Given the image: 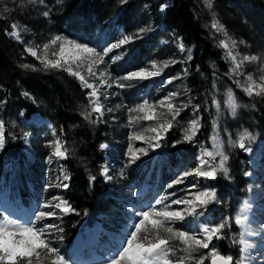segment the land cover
<instances>
[{
    "label": "rangeland",
    "instance_id": "374dc122",
    "mask_svg": "<svg viewBox=\"0 0 264 264\" xmlns=\"http://www.w3.org/2000/svg\"><path fill=\"white\" fill-rule=\"evenodd\" d=\"M63 1L66 2L67 0H62V2L60 0H42V2L37 0L35 4L30 3V0H0L1 6L10 2L18 12L13 17L7 37L22 46L23 52L33 62L37 63L43 72H46L43 65L29 55L25 49L29 46L37 47L38 54L42 55L39 49H42V46L49 43L56 35L87 44L103 54L111 45L118 43L123 36L134 35L141 28H149L150 30L142 33V38L136 39L134 43L123 45L121 48L113 49L112 52L108 53L104 58V63L94 68L96 76L88 77L86 67L79 69L90 82L98 86L100 84L98 77L103 73H108L109 83L112 84L111 88L99 87L104 115L99 122L91 124L93 127L101 124L105 130L103 134L105 140L102 144H108V148L99 147L102 152L99 177L113 192V201L108 212L100 213L96 221L84 226L83 232L74 239L69 247H66L63 240L60 239L59 232L53 231L52 235L49 236V239L53 241V246L59 248L61 254L65 255V258L69 259L72 264H107V261L120 246L122 239L131 230L134 220L139 219L135 215L136 212L148 210L149 207L163 209L173 200L189 196L190 192L195 193L202 190L216 192L214 187L216 180L229 181L228 176L224 177L223 174L218 173L215 180L190 176L185 178L184 183L174 184L173 182L184 171L194 169L198 165V158L202 149L215 151L212 137L218 134V139L223 145V151L229 157L226 164L228 169L229 163L232 164L231 159L241 165L243 163L242 157L248 161V169L242 174L248 181L246 184L247 192L241 197V202L234 207L223 204L222 211L217 210V217H214L212 211L216 209V205L221 203L216 194L218 202L210 204L208 212L200 217L199 221H194L192 217H188L183 222H177L174 227L196 230L197 224L205 220L209 224H218L225 218H230L232 227L225 229L227 231L228 249L221 251L218 246V243L224 242L226 237L221 240L214 239L213 244L216 245L221 254L232 255L234 259H238L241 255L239 251L241 246L233 243V241L239 239L240 229L239 226L235 225L234 218L240 213L244 202L247 201L246 215L248 216L247 224L250 234L246 235V239L253 245L245 254L248 257L247 264H264V136L253 130L249 131L255 136L253 141L245 142L250 151L235 147L233 142L237 141L246 129L242 122L241 126L234 125L236 120L224 103L229 89L233 92L234 90L243 92L240 85L244 84L247 75H252L257 82H259V77L264 75V71H261L264 69V28L262 26L258 30L246 18L244 11H248L247 8L251 0H208L212 4L211 8L207 6L205 0V6L208 8L205 20L210 24L217 46L223 53V61L229 68V78L225 84H213L215 87L212 85L208 90V96L202 95L203 99L193 96L184 84L183 77L188 73L185 60L188 50L191 51V48L184 45L185 51L181 52L178 46L182 41L181 38L161 23L160 18L163 17L165 10L161 11L160 7L165 3L168 4L167 1L163 0L162 3L161 0L151 1L152 5H158L157 15H155L151 12L148 0H128L126 4H121L120 0H117L110 17L101 22L100 25L90 23L87 28L82 30L83 23L79 22L78 19H73L70 22L72 28L64 27V30L59 32L54 25H58L54 17L62 12V10L59 11V8ZM261 2L263 3L264 0H252V3L256 5ZM46 11L49 12L48 16L44 15ZM123 11L126 12L123 14L125 16L119 15ZM214 21H218L223 26L227 36L224 32H218L212 28ZM12 24H16L20 29L23 42L8 34L12 31ZM221 40H228L229 43L233 40L237 42V47L233 49V53H239L238 59L245 55H256L261 57V60L251 63L245 62L241 69L244 75L234 76L231 74L233 64L227 57V50L220 46ZM58 47L56 45L49 49V58H56L52 56V52L56 51ZM118 53H124L123 58L114 60L113 57ZM167 61H176V63L169 64L167 68H164L163 65ZM153 62L162 69L159 76L142 81L121 79L124 75L136 70L154 71L151 68ZM185 69L187 70L186 73ZM74 78L82 90L86 92L87 105L83 108L85 111H90L87 93L91 90L82 87L81 82L76 77ZM169 80L171 83L168 82ZM237 80L240 84L236 83ZM118 83L127 86L116 87ZM171 93L179 94L174 98L173 103L177 106L187 103L188 107L176 117L173 127L164 133L160 140V147L154 150L149 149L147 156L140 154V159L135 164H130L129 147L133 149L148 148V144L143 140L132 137L139 134H143L145 137L154 136V133L147 130L155 127L158 121L171 119L167 115L166 108L157 107L158 120L153 121L143 119L145 113L131 110L138 108L145 102L158 105ZM243 94L249 97L244 92ZM213 98L221 103L219 114L212 103ZM0 99H3L1 95ZM197 104L200 106L198 113L193 108V105ZM25 105L28 109H31L29 108L31 106H36L32 101L26 102ZM240 110H242V106L238 111ZM244 110L248 111L246 107ZM2 114V103H0V120ZM96 115L94 113L92 118L95 119ZM202 116H205L208 124L211 125L208 132H205L207 127L205 130L202 127ZM136 117L139 119H135ZM197 118L200 120V128L194 141L192 143H177L183 138L184 129L189 122ZM214 121L218 125L216 129L213 128ZM7 125L10 127L9 130L21 139L25 155V176L22 181H25L27 192L22 194L20 184L8 188L7 185L15 180L18 173L15 166L3 159L2 150H0V186L6 184L4 188L0 189V215L9 216L26 223L39 210H55L44 209L45 203L57 202L55 197L65 199L63 195L68 188L64 189L58 186L62 182V176L67 172L63 164L64 159L53 155L54 143L61 138L54 131L51 122L43 117L38 109H35L28 118L20 111L16 115L15 111L10 112ZM38 141L41 144L39 156L36 155V149H34V144L37 145ZM64 148L67 149L69 156L75 152L66 144H64ZM254 153H257L258 159L256 161L251 156ZM173 158L176 159L175 162L172 161ZM205 159L208 158L205 157ZM218 162L219 157L216 160V163ZM97 167L98 165H96ZM105 167L108 169L110 179L103 174L102 170ZM2 172H5L6 178H2ZM63 183L68 184L69 181H63ZM192 185H196V187H192ZM160 197H168V199L165 200L164 204L157 205L156 200ZM183 207L185 206L172 205V209ZM201 210L198 209V211ZM55 211L60 217L65 215L58 210ZM57 220L55 218L42 220L37 226L57 223ZM211 247L212 245L209 246V249ZM209 249H200L194 255L196 257L201 254L208 255ZM233 250L237 251V254H232L231 251ZM209 261L210 257L205 259L204 264Z\"/></svg>",
    "mask_w": 264,
    "mask_h": 264
},
{
    "label": "snow or ice",
    "instance_id": "6c2138e0",
    "mask_svg": "<svg viewBox=\"0 0 264 264\" xmlns=\"http://www.w3.org/2000/svg\"><path fill=\"white\" fill-rule=\"evenodd\" d=\"M42 2V0H41ZM62 2V0H60ZM128 0H120L121 4H126ZM30 3H37V0H30ZM207 6L212 7V4L206 0ZM168 4H163L160 7L161 11L168 8ZM45 16L49 15V12H44ZM12 31L8 34L18 41H21L20 29L16 24L11 25ZM212 28L218 32H224L227 36L226 30L218 21L212 23ZM149 28H141L134 35H125L121 40L111 45L106 51L98 52L95 48L89 47L87 44L78 43L75 40H70L62 35L54 36L49 43L42 46L39 49L42 55L38 54L37 47H27L25 51L36 58L44 70H59L65 71L69 75L76 77L82 87L90 89L87 93L90 111L82 113L85 120L90 123L99 122L104 115V106L101 103V96L99 93V87L111 88L112 84L109 83L108 73L101 74L99 86L89 81L88 78L79 70L86 67L88 77L96 76L94 68L104 63L105 56L112 52L113 49H119L123 45L134 43L136 39L142 38V33L149 31ZM230 39V38H229ZM58 45V49L52 52L54 59L49 58V49ZM179 49L181 52L185 51V46L181 41L179 43ZM220 46L227 50V57L230 58L233 67L231 74L234 76L244 75L241 71L245 62H257L261 60V57L256 55H245L238 59L239 53L234 54L233 49L237 47L236 41L221 40ZM126 51V50H125ZM124 53H118L114 60H120L123 58ZM191 51L188 50L187 60H191ZM176 63V61H167L163 67L167 68L169 64ZM75 66V67H74ZM24 69H30L32 71H38L36 67L23 64ZM151 68L154 71L149 70H136L132 71L123 77L122 80H147L161 74L162 69L153 62ZM264 71V69H261ZM187 70L185 69V73ZM171 83V80L168 81ZM237 84L240 82L237 80ZM122 83L116 84V87H126ZM215 87V85H213ZM241 90L249 97L264 96V75L259 77V82L253 78L252 75H247L244 84L240 85ZM25 97L29 96V93L24 92ZM178 93H171L165 100H161L158 105L148 104L145 102L138 108H134L131 111L138 113H145L143 119L148 121L158 120L156 108H166L167 115L171 119H164L158 121L155 127L148 129L147 131L154 133V136L145 137L143 134L134 135L133 139H141L148 144V148L133 149L129 147L128 157L129 163L135 164L140 159V154L148 155L149 149H155L160 147V140L163 138L164 133L173 127V122L176 117L180 115V112L188 107V104H182L177 106L173 103ZM35 102V101H34ZM4 103V101H0ZM213 105L217 113L221 111L220 101L213 98ZM231 115L235 117L241 105L237 102V98L234 92L229 89L227 91L226 100L224 102ZM194 111L199 112L200 106L193 105ZM111 111V109H108ZM97 114L93 119V114ZM135 119H139L136 117ZM131 122V121H130ZM218 125L213 122V128L216 129ZM200 128L199 118L191 120L188 126L184 129L183 138L177 143H192L196 137ZM255 139V136L245 130L242 135L239 136L237 141L233 144L235 147L250 151L246 147V141L251 142ZM213 148L215 151L202 149L199 156V163L194 169L184 171L173 183H184L185 178L190 176L202 177L210 180H215L217 174L221 173L224 177L228 176L229 169L226 166L229 159L228 155L223 151V145L218 139V134L212 137ZM5 122L0 120V150L5 146ZM102 149L108 148V144H101ZM53 155L66 159L67 149L64 148V144L61 140L57 139L54 143ZM207 157L208 159H205ZM217 157L219 162L216 163ZM103 174L108 177V169L105 167ZM71 179L67 172L62 176V182L60 185L64 189H67L69 185L63 183V181H69ZM92 181L95 177L90 178ZM196 187V185H192ZM175 195V193H173ZM168 197H160L156 200V204H164ZM57 202L45 203L44 209H55L60 213L68 214L76 212L74 208L65 200L60 197H55ZM217 195L215 191L202 190L195 193H189V196L184 198H178L171 202L169 205H165L163 209L157 207H149L148 210L138 211L135 213L139 219L134 220L131 230L122 239L120 246L115 250L114 255L107 261V264H204L205 259L210 257V264H247L248 257L245 255L252 244L246 239L248 233V216L246 215L248 210L247 201L244 202L243 208L240 213L235 216L234 223L239 226V239L234 240L233 243L239 244L241 255L238 259H234L232 255L221 254L216 245L213 244V240H221L225 238V229L232 227L231 219L225 218L218 224H209L207 220L197 224L196 230H184L175 228L174 225L177 222H183L188 217H192L194 221H199L200 217H203L209 210V205L217 203ZM172 205H183L185 207L181 209H172ZM198 209H202L198 211ZM43 211L39 210L36 214L26 223L20 222L17 219L10 218L9 216L0 215V264H72L69 259L65 258V255L61 254L59 248L53 246V241L49 239L53 231L62 233L63 229L59 228L55 223L44 224L38 227L40 221L46 219H59L57 211ZM79 214V213H77ZM62 239V237H60ZM212 245L211 249L209 246ZM200 249H209L208 255L201 254L196 257L194 253ZM174 257V259H173Z\"/></svg>",
    "mask_w": 264,
    "mask_h": 264
},
{
    "label": "trees",
    "instance_id": "16d2710c",
    "mask_svg": "<svg viewBox=\"0 0 264 264\" xmlns=\"http://www.w3.org/2000/svg\"><path fill=\"white\" fill-rule=\"evenodd\" d=\"M151 1H147L151 12L157 15L158 5H152ZM165 1L169 6L160 18L162 25L180 37L186 47L191 48L192 59L185 60L188 73L183 77L184 84L193 96L203 99L202 95L208 96V90L213 84H225L229 78V68L223 61V53L217 46L210 24L205 20L208 11L205 0ZM116 2L117 0L63 1L59 8V11L62 10L61 15L54 17L58 25H54L59 32L63 31L64 27L72 28L70 22L73 19L83 23L82 30L90 23L100 25L110 17ZM247 10H244L246 18L258 30L262 26L264 28V2L256 5L251 0ZM125 13L123 11L119 15L125 16L123 15ZM16 14H18L17 9L10 2L5 6L0 5V95L3 97L0 101H4L1 120L5 122L6 137L2 156L4 160L15 166L18 173L15 180L7 186L11 188L20 184L22 194L27 192L25 181H22L25 176V155L21 139L17 138L7 125L10 112L15 111L16 115L20 111L28 118L35 109H38L41 115L51 122L63 143L75 150L74 154L67 155V158L63 160L67 174L71 177L69 187L63 196L76 212L65 214L55 223L63 229L59 235L65 246L69 247L74 238L83 232L84 226L94 221L100 213L108 212L113 201V192L99 177L102 164V152L99 147L105 140L103 136L105 130L101 124L93 127L88 120L84 119L82 113L86 112L83 108L87 105L86 92L82 90L74 77L59 70L41 71L38 64L23 52L22 46L7 37L10 24ZM23 64L32 65L39 70L24 69L21 67ZM24 92L29 93V96L25 97ZM234 93L237 102L242 106V110L238 111L234 117L236 120L234 125L241 126L242 122L246 130H253L264 136V97H246L239 90H234ZM31 101L36 106L28 109L25 103ZM245 107L248 111L244 110ZM210 126L207 118L202 116V127L204 130L207 127L205 132H208ZM40 147V141L37 145L34 144L37 156H39ZM242 158V165L231 159L229 181L216 180L214 187L221 203L213 209L214 217H217V210L222 211L224 205L234 207L241 202V197L247 192L248 181L242 174L248 169V161L245 157ZM172 161L175 162L176 159L173 158ZM96 165H98L97 168ZM2 174V178H6L5 172ZM91 177H95V180L92 181ZM5 186L6 184L0 186V189ZM225 237L224 242L218 243L221 251L228 249L227 231H225ZM231 252L234 255L237 254V251Z\"/></svg>",
    "mask_w": 264,
    "mask_h": 264
},
{
    "label": "bare ground",
    "instance_id": "6f19581e",
    "mask_svg": "<svg viewBox=\"0 0 264 264\" xmlns=\"http://www.w3.org/2000/svg\"><path fill=\"white\" fill-rule=\"evenodd\" d=\"M257 154V153H256ZM255 153L253 155H251L253 157V159L256 161L258 159L257 155ZM251 157V158H252Z\"/></svg>",
    "mask_w": 264,
    "mask_h": 264
},
{
    "label": "water",
    "instance_id": "95a60500",
    "mask_svg": "<svg viewBox=\"0 0 264 264\" xmlns=\"http://www.w3.org/2000/svg\"><path fill=\"white\" fill-rule=\"evenodd\" d=\"M209 264H210V261H209Z\"/></svg>",
    "mask_w": 264,
    "mask_h": 264
}]
</instances>
